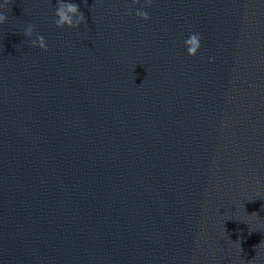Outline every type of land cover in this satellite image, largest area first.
I'll return each mask as SVG.
<instances>
[{
  "label": "water",
  "instance_id": "obj_1",
  "mask_svg": "<svg viewBox=\"0 0 264 264\" xmlns=\"http://www.w3.org/2000/svg\"><path fill=\"white\" fill-rule=\"evenodd\" d=\"M72 2L0 0V264H264V0Z\"/></svg>",
  "mask_w": 264,
  "mask_h": 264
},
{
  "label": "clouds",
  "instance_id": "obj_2",
  "mask_svg": "<svg viewBox=\"0 0 264 264\" xmlns=\"http://www.w3.org/2000/svg\"><path fill=\"white\" fill-rule=\"evenodd\" d=\"M10 0H4V5H8ZM133 4L139 3V0H132ZM152 0H144L143 4L139 9H136L135 15L141 19L149 20V15L144 8L150 7ZM131 15V10L128 13ZM54 23L57 28H78L81 24L86 23L85 15L80 11L79 5L72 2V0H58V5L54 13ZM8 21V15L5 12H0V25H4ZM24 36L31 38L34 35V26L28 24L24 30ZM202 37L199 33H190L189 36L184 40V46L187 54L191 57H195L202 47ZM32 47H39L41 50L47 51V43L45 38L40 34H35V39L31 40Z\"/></svg>",
  "mask_w": 264,
  "mask_h": 264
}]
</instances>
